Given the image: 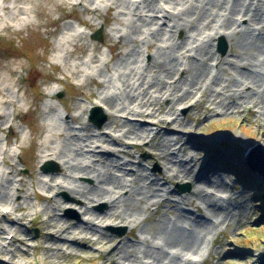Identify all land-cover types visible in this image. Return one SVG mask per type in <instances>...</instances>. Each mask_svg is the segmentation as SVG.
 Wrapping results in <instances>:
<instances>
[{"label":"rangeland","instance_id":"obj_1","mask_svg":"<svg viewBox=\"0 0 264 264\" xmlns=\"http://www.w3.org/2000/svg\"><path fill=\"white\" fill-rule=\"evenodd\" d=\"M149 5L158 9L147 12ZM197 8H206L203 0H183L179 4H170L168 0H0V102L5 99L12 102L8 106L0 104V114L4 115L0 121V187L4 179H9L5 190L8 199L0 201V227L4 228L0 234V264L116 262L115 251L108 261V251L98 250L96 244L89 242L77 245L76 249L63 248L57 258L46 253L45 247H52V237L56 236L45 227L52 218L47 211L55 200L61 201L56 216L62 225L85 226L89 218L83 212V202L69 193L73 186L84 188L94 182L91 176L70 170L69 166H91L102 172L105 166L107 172L118 178L127 172V185L132 184V178L142 175L143 183L155 187L150 200L138 202L137 198L127 196L126 204L132 200L133 206L128 209L129 205L124 206L123 202L117 206L118 213L130 217L127 223L114 224L103 217L109 208L106 200L90 206L99 216L94 225L103 235L113 238L117 248L127 243L147 250L155 246L152 237L155 238L160 221L173 223L181 217L185 233L192 232L196 237L191 252H179L185 264L258 263L257 254L264 252V177L259 179L258 174L256 177L249 170L246 154L252 147L264 145V121L259 115L264 111V54L258 57L256 67L263 80L259 84L261 92L251 94L250 87L239 89L244 96L237 103V113L210 115L203 109L210 92L200 101L204 89L184 105L173 101L171 86L188 77L185 70L202 44H208L214 54L207 61L205 80L212 82V77L219 74L218 83H212L208 90L222 92L233 73L229 67L225 73L217 72V64L221 59L235 60L237 50L236 38L226 37L248 27L246 19L235 17L237 24L229 31H221L216 37L215 31L202 29L196 39L188 40L180 50L179 45L187 36L183 30L172 28L176 20L172 21V17L179 14L181 17L190 10L183 17L189 19L193 15L191 10ZM213 14L218 27L225 12ZM136 15L144 20L151 18L152 22L129 36L131 26H139L135 23ZM98 30L101 41L92 38ZM158 32V39H153ZM221 38L226 44L224 54L218 50ZM157 50L181 55L183 68L177 67L165 78L162 94L148 90L152 102L165 95L160 103L143 108L154 116L141 117L132 111L140 110L138 103L123 105L124 98L127 94L145 92L156 82L154 78L159 72L151 57ZM119 51L124 59L130 58L127 69L118 66L115 53ZM236 90L238 87L228 91L225 99ZM109 106L114 108L109 111ZM95 108L100 112L90 121ZM14 111L16 117L12 116ZM163 120L166 122L161 124ZM173 121L180 126L188 125L186 132L179 131L180 126ZM127 123L148 130V138L141 141L122 138ZM165 133L171 139L167 149L174 163L185 161L179 151L183 144H192V151L201 159V168L193 173L194 177L206 172L212 157L224 165V169L214 170L223 179V186L227 184L224 191L216 194L213 203L216 214L198 198L194 182L172 180L173 173H163L161 164L153 159ZM101 137L110 140L111 153L101 142L92 143L91 140H103ZM177 137L181 138L178 142ZM114 139L118 142L114 143ZM61 150L67 154L66 158L39 162L42 156ZM109 160L125 166L122 170L114 168ZM47 162L53 166L44 172L41 167ZM187 186L181 192L180 187ZM126 194V190L121 191V197ZM189 218L203 221L204 229L195 233ZM10 221L13 229L6 227L12 226L7 224Z\"/></svg>","mask_w":264,"mask_h":264},{"label":"bare ground","instance_id":"obj_2","mask_svg":"<svg viewBox=\"0 0 264 264\" xmlns=\"http://www.w3.org/2000/svg\"><path fill=\"white\" fill-rule=\"evenodd\" d=\"M181 1L183 0H168V3L170 2L171 4L172 2L179 4ZM203 2L205 3L206 8H197L196 11L191 10L193 12V15L189 19H185L183 17L190 14V10H188L184 14L182 13L183 15L181 17V14L172 17V21L173 19L178 20H175V22L173 21L172 28L176 30H183L185 32V35L187 36L185 41L180 43V50L184 49V45L188 40L196 39L197 36H199L201 33H199V31L202 29H206L211 32L215 31L214 35L217 37L221 33V31H229L234 24H237V22L234 23L235 17L237 18L239 16L241 17L240 19H246L248 27H245V29H243L242 31H234L232 32V34L226 37V39H230V36L236 38L235 45L237 47V50L235 60L221 59V62L217 64V72L223 71L225 73L227 71V67H229L233 75L229 79V83H227L228 85L224 86L220 90L222 92H218L216 90H208L212 83L216 84V82L219 80L217 79V76L219 74L217 73L212 77V82L207 83V81L205 80L206 75L204 73L207 70V61L212 59L211 57H214V54L212 50L208 48V44H202L195 53V60L191 62V64H189V66L185 70L188 73V77L185 79H181L180 81L177 80L171 86L170 96L172 97L173 101L179 102L181 105H184L186 102L191 101L196 93L202 92V89H204L200 101L201 103L203 102L202 100L204 98L205 93L209 91L210 93L207 96L206 105L205 107H203V109L208 110L210 115L219 114L222 116L228 113L235 114L237 113V103L242 101V96H244V93L241 90L239 91V89L250 87L249 90L251 94L259 95V92H261L259 88L262 87H260L259 84L263 80L256 67L258 63V57L264 54V0H228L227 2L226 0H203ZM146 9L147 12H155L158 7L156 6V10H154L152 9V6L149 5L146 7ZM214 12L219 14L221 12H225L224 18H222L221 16L219 17L222 18V22L219 24L218 27L215 25V16L213 14ZM261 13L263 14L262 17L260 15ZM142 18V16H137L135 23H139V26H131V33L129 36L136 34L138 31H141L140 27L147 26L150 22H152L151 18L148 20H144ZM250 26L253 29L254 26H256L257 29L252 30ZM160 31L161 30H159V32ZM165 31L168 32L167 30ZM159 32L156 33V36H154L153 39H158V37L160 36ZM133 42L135 43V40H133ZM151 44L148 46L151 47ZM166 54L167 53H164L161 50H157L156 54L151 57V63L153 61L155 67L159 72V74L154 78L156 79V82L151 83L147 87L145 92H139L138 94H127L124 98L125 100L123 105L127 103H130V105H132L134 102L138 103L140 110L138 112H136L134 109L132 110L133 113L137 114L138 116H154V113L152 111L148 113L147 111L143 110V108H145L147 105L152 106L154 104L160 103L161 98L165 94L162 95V97H160L159 99L156 98L152 102L151 98H148V90L153 89L155 94H162V90L166 88L165 78L167 79L168 76L171 74V71L175 70L177 67L183 68V64H181V55L179 57L178 55L171 53L167 55ZM115 56L119 58L118 66L123 67V69H127V65H129L130 58L124 59V54L122 51L116 52ZM214 61L216 60L214 59ZM210 74L211 73H209V75ZM170 78L172 79L173 76H171ZM202 78L203 80L200 82ZM139 85H142V83ZM140 87L137 88V92L139 91ZM159 87H161V89ZM237 87V92L233 95L229 94L225 99V94L228 91H232V89H235ZM234 99H237L238 101L235 102ZM108 101L113 104L112 100ZM0 104H3V106L6 104L8 106L12 105V102L5 99L2 100ZM194 106L195 104H192V107ZM112 108L114 107L109 106V111L112 110ZM122 109H124L125 112L128 111V108L126 107H123ZM169 111L170 107L168 109V113ZM259 113L260 117H262L264 121V111L261 110V112ZM12 116L16 117V111L13 112ZM3 119L4 115L0 114V121H2ZM118 119L119 118L117 117L115 118V120L117 121ZM115 120L113 121L114 124ZM165 122L166 121L163 120L160 123L164 124ZM172 123H176L177 126L180 124L179 122L175 121H173ZM125 127L127 128V131L122 134V138H129L134 141H141L142 139L145 140L146 138H148V130H145L141 126L127 123ZM187 127L188 125L183 124L182 126H180L182 130L180 129L179 131L186 132L185 129H187ZM101 139L103 140L91 141L94 144L101 142L105 150L111 153L113 149H111L112 144L110 140H106V138L104 137H101ZM180 140L181 138L177 137V142ZM121 141L124 143L123 140ZM116 142H118V139H114V143ZM149 142H151V140ZM170 143L171 139L167 135V133H165L161 137V143L155 148V151L157 152L153 153V159L159 162V166L161 164V167L163 168V173L169 174L170 171L173 173V176L170 177L172 180L174 178L177 181L182 179H188L194 182V188L197 191L198 198L203 204L208 207L209 210L212 209L213 214H216L215 206L213 205V203L215 202L216 194L220 191H224L227 188V184L223 186V179L218 177V175H215L214 170L224 169V165L218 163L217 159L214 160V157H212L211 159L213 160L210 161V163H212L210 166H208L209 168L206 170V172L199 177H194L193 173L201 168V166L199 165L201 159L197 157V152L192 151V144H183L182 148L179 151V154L185 156V161L180 163H174L173 156L169 154V151L167 149V146ZM75 154L77 156H81V154L77 151H75ZM52 155L55 156V158ZM66 157L67 154L65 153V151L61 150L56 153H51L50 155L42 156L39 162L42 163L47 160ZM109 161L111 163L110 165L117 169L122 170L125 166L124 164H118V162H114L112 160ZM116 163L117 165H115ZM195 167L196 169H194ZM103 168H105L104 172L95 170L94 167L91 166L79 168L77 166L68 167V169L73 171L76 170L86 177L91 176V179L94 182L93 186L84 188L73 186L70 188L69 193V195H71L75 199L83 202V212L89 218L85 221V226L81 224L66 225V223H63V227V225L61 224V219L56 216V211L61 201L55 200L53 207H51L50 210L47 211L48 213L52 214V218L49 219V222L45 227L47 231H53L56 236L52 237V247H45L46 253H48L53 258H57L61 255V250L63 248L76 249L77 245L81 243L88 245L89 242L91 244H96L98 246V250H107L108 261L111 260L110 255L115 251L116 262L114 264H119V262L121 264H185L180 259L179 252H191L194 247L196 237L192 232L190 234L187 232L185 233L183 227H181L180 225V223L184 221V219H182L181 217H178L173 223L167 221V223L165 224L164 221H160L159 226L156 227L157 233L156 235H154L155 238L152 237L153 244H155V246L147 248V250L133 247L127 243L122 245V247L119 246L117 248V245L113 244V238L103 235L98 230V227H96L94 224L95 220L99 219V216L95 211L92 210V208H90L93 203L106 200L107 202H104L107 203L109 208L103 217L109 218L108 220L112 221V223L114 224L115 222L127 223L130 217L126 218L121 213H118L117 210L119 209V207L117 206L121 202H123V205H129L128 209H130L133 206V201L129 200L131 203L126 204L127 201L125 200L127 196H129V198L130 196H132L133 198H137L138 202H141L150 200L155 195V187H152L151 184L143 183L144 179L142 178V175H138V177L135 179L132 178V184L127 185L129 183L125 178L129 176L127 172H124V174H122L121 171L122 176L118 178L111 175V173L107 172L105 166H103ZM253 173H255V176L256 174H258L254 171ZM258 177L259 179H262L261 174H258ZM8 183L9 179L6 178L4 179L0 187V201H6L8 199V195L5 192ZM20 190L22 191V189ZM123 190H126L127 193L125 197H121V191ZM118 195L119 197H117ZM26 202H28V200H26ZM189 220H192L191 224L194 225L195 233L196 231H201L202 229H204V225L202 223L203 221H198L190 218ZM7 224L12 225L11 227L6 226L7 228L13 229V221L8 222ZM57 225L61 227H58ZM3 230L4 228L0 227V234ZM156 236L158 238H156ZM25 237L26 235H22V238ZM21 242H23V240H21ZM173 250H176V252H173ZM1 252L2 250H0V253ZM139 254H141V256L143 257L142 261Z\"/></svg>","mask_w":264,"mask_h":264},{"label":"water","instance_id":"obj_3","mask_svg":"<svg viewBox=\"0 0 264 264\" xmlns=\"http://www.w3.org/2000/svg\"><path fill=\"white\" fill-rule=\"evenodd\" d=\"M92 38L96 41H101V30H98L93 36ZM226 44L224 43L223 39H221L219 41V47L218 50L221 53H225L226 50ZM99 113L98 109H96V113L95 116L93 118L96 119V115ZM246 164L248 166V168L250 169V171H254L258 174H261V176L264 177V145H258L255 147H252L246 154ZM52 167L53 164L52 163H47L45 166H43L42 170L44 172H47V170H49V167ZM186 189H188L187 187H180L181 192H184ZM256 261H258L257 264H264V252H259L257 254V258Z\"/></svg>","mask_w":264,"mask_h":264},{"label":"trees","instance_id":"obj_4","mask_svg":"<svg viewBox=\"0 0 264 264\" xmlns=\"http://www.w3.org/2000/svg\"><path fill=\"white\" fill-rule=\"evenodd\" d=\"M239 175V174H238Z\"/></svg>","mask_w":264,"mask_h":264}]
</instances>
